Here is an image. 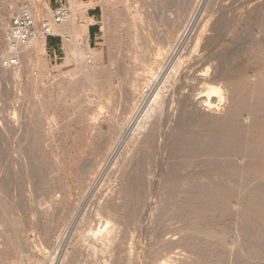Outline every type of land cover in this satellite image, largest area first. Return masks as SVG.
Here are the masks:
<instances>
[{"label":"rangeland","instance_id":"rangeland-1","mask_svg":"<svg viewBox=\"0 0 264 264\" xmlns=\"http://www.w3.org/2000/svg\"><path fill=\"white\" fill-rule=\"evenodd\" d=\"M84 1L94 2L93 9L98 10L96 19L98 27H95L97 34L94 35L91 44L92 47L103 52L105 65L110 63V55L117 51V46H124L126 43L124 39H121V28L112 29L113 26L111 27L109 23L110 21L112 23L115 18L118 21L119 13L122 11L130 10L129 12L133 14L129 15L138 18L137 23L140 24V21L143 23L141 24L145 32L155 37L161 36L164 30L172 31L173 27L175 31L178 28L181 32L188 30V34L184 40L178 35L171 47L161 45L163 49L160 48V51L153 47L146 50L145 56L154 70L147 76L143 85L149 81L150 93L148 97L137 96L132 111L136 112V107H139L138 116L130 120L131 114H124V102L114 95L116 90L113 91L112 96L108 97L100 90L96 93L97 86L86 85V89H80V87L79 91L73 93L67 89L64 83L66 79L61 82L64 77L74 79L75 76L79 77L78 74L81 76V72L76 70L75 65L67 62L68 46L61 34L47 37L48 53L41 65L40 63L38 65L39 60L36 55L34 56L35 62L25 65L19 77H12L11 70L3 68L2 62L5 57L2 54V47L5 40L7 41L8 22L17 14V10L25 6L27 1L24 0L17 5L20 9H7L4 14L3 9L1 10L4 0H0V27L3 24L7 25L0 41V167L2 166L0 168V174H2L0 175V222L2 223H0V233L4 231L0 234V248L3 249V243H5L3 246L5 248L9 239L14 241V237L16 243L21 244L18 246V251L23 249L19 247L25 248L24 252H19L21 256L13 250L4 253L3 263L11 264L18 257L17 264H60V257L67 254V258L62 260L61 264H69L68 261L70 262L69 259L72 258L74 252L85 247L87 249H83L84 252L81 250L82 256L80 255L79 259L83 257V261L80 259V264H91V262L114 264L111 261L117 252L120 254H117L120 259H124L120 261L121 264H264V0H203L206 6L198 13H194V5H188L189 3L185 2L187 0ZM183 3H187L190 9L186 8ZM50 5L53 11L60 7V4L57 5L54 2ZM65 5L68 6V2H65ZM80 8L81 11L85 9L83 5ZM165 9H168V15ZM185 9H187L186 12ZM185 13L186 17L193 15V18H190L191 22L188 21L189 17L186 19ZM109 15H114L113 20H110ZM86 16L89 17L88 13ZM221 16H225L224 19ZM165 17L166 19L163 20ZM220 19V22L222 20L226 22L224 25V21L221 23L223 29H220V34H218L219 32L217 33L214 29V23ZM86 21L88 22V18L78 16V23L86 25ZM169 21L172 25H168L171 24ZM115 29H119L120 32ZM111 32L115 35H111ZM86 38L84 35L83 40ZM110 38L114 42L112 45L107 41ZM111 48L113 49L110 50ZM180 56L182 57L179 69L172 78L165 81V72L168 70L166 67L176 62ZM120 58H123V54H120ZM96 64L101 65L100 62ZM162 66L165 67L163 71ZM109 70L107 73L111 72L110 75L106 77L107 73H105L97 81L98 84L103 82L105 77L113 80L115 84L119 82L117 81L119 79L118 69L112 67ZM42 71L44 73H40ZM142 71L144 69L138 73ZM41 75L45 76L40 79L39 88L31 96L29 83L33 78ZM155 84L160 87H155ZM47 88L55 91H53L55 94L51 107L56 110L48 107L38 116V125L43 137L38 143L32 134V123L35 117L37 118V107H39L38 103L40 104L38 99L42 96V89ZM160 90L162 97L159 108L157 106L155 110L157 113L163 107L161 113L163 111L164 113H158L152 119L159 115L162 123L159 124L158 133L150 142V146H141L142 149H140L139 144L142 143L143 134L137 135L136 139L135 136L133 138V126L143 111L148 109V99ZM28 91L31 93L30 96ZM57 94L63 97L56 100L58 99ZM60 100L63 103L61 105L57 102H61ZM209 101H215L212 102L214 104L212 108L207 106ZM205 103H207L206 106ZM36 105L38 106L35 107ZM85 111L90 115H87ZM83 115L87 119H84L86 124L85 121L84 123L78 121L79 116L82 118ZM79 125L87 129H80ZM67 126L69 128L72 126V128L69 129ZM109 128L116 137L113 140L110 137L112 134L109 133ZM101 129L105 135L100 131ZM96 135L101 141L106 139L105 144L101 141H99L100 144L96 142L94 137ZM116 135H121V141L117 147ZM97 136L96 139L99 140ZM127 136L133 138L132 141ZM139 138H141L140 142ZM52 140L55 142L53 143ZM123 140L127 143L125 144ZM186 140L191 143L194 141V144ZM136 142L139 143L136 144ZM65 144L67 147L64 146ZM96 145L101 147L94 149ZM111 145L116 149L109 156L107 153L113 149ZM102 146H104L103 149ZM99 148L106 149L107 153L102 157L97 156ZM92 149H97L96 154ZM189 152H192L190 157ZM105 156L107 161L104 163ZM113 158L119 161L117 167L112 164L115 168L110 166ZM91 159L94 161V168L102 162L101 168L99 167L94 175L95 181L91 187L86 188L84 192L83 188L78 187L77 177L80 170L78 168L85 166L82 169H87L90 167L88 163L93 166ZM42 167L45 169H41ZM38 171L45 175L41 174V178ZM124 174L133 176V179L136 177L137 183L135 184L139 186L136 185L138 187L135 186L134 189L143 188L146 194L143 196L146 199L143 198L142 202H136L133 199L132 203L128 202L130 201L128 199L125 201L132 204V208L136 210L132 209L133 212H130L131 219L128 209L125 211L127 203L119 193L126 177ZM47 183L50 184L47 185ZM58 183L60 185L66 183L65 190L58 185L53 188L54 184ZM43 185H46L48 189ZM50 185H53L51 189H49ZM45 189L47 190L44 192ZM48 190H50L49 194ZM208 194L215 195L211 196V199ZM215 196L216 198H213ZM62 198H67L69 201L67 212L56 210L62 209ZM112 199L115 202L118 201L117 206L122 205V207H117V209L112 207L110 203ZM53 203L55 206L60 205L57 206L58 208L53 206L54 210L51 208ZM106 208L112 214L115 213V216L110 214L111 217H119L118 220L113 217L115 222L111 221L113 223L111 227L115 224L116 231H114V239L109 240L113 248L110 245L102 246V243L89 237L88 234V230L101 226L107 215ZM45 213L49 216L45 217ZM104 214H106L105 217ZM15 223L16 226H13ZM17 224L23 227L19 229L20 232L18 228L21 226ZM45 225H52L55 228L50 244L46 241L47 233L45 232L49 226L45 227ZM77 227L79 228L76 229ZM8 229L12 231L9 232ZM12 232L14 234H11ZM17 234H21L18 235L21 238ZM107 235L104 236L106 239ZM5 236L8 238L10 236V238ZM82 238L85 240L82 241ZM20 240L23 242L21 243ZM90 245L96 250L90 249Z\"/></svg>","mask_w":264,"mask_h":264},{"label":"bare ground","instance_id":"bare-ground-1","mask_svg":"<svg viewBox=\"0 0 264 264\" xmlns=\"http://www.w3.org/2000/svg\"><path fill=\"white\" fill-rule=\"evenodd\" d=\"M27 1V3L25 4V6L23 5V7L20 9V8H17V5L19 4V3H21V2H24V0H4V2H3V8H1V10L3 11V13L5 14L6 13V11H7V9H20V10H17V14H19L23 9H25V8H29L31 11H32V13H33V15L37 18V20L40 22V23H42L43 21H45V22H48L51 26H52V30H53V33H52V35L54 36V35H56V34H61L63 37H64V39H65V41L67 42L66 43V45L68 46V49H67V62L68 63H72V64H74L75 65V67H76V70H78V71H80L81 73V76L78 74V71H76V74H78V76L79 77H77V76H75V78L74 79H72V77H69L70 79H67V78H65L64 77V79L63 80H61V82L63 81L64 82V80L66 79V81L64 82V83H66V87H67V89H69V90H71L73 93H76L77 91H79V88L80 89H86L85 87H86V85H91V86H93V85H95V86H97V88L98 89H96L95 88V92L96 93H98V92H102L104 95H106V96H108V97H110V96H112L114 93H113V91H115L116 90V94H114V95H116V96H118V98L119 99H121V101H123L124 102V105H125V107H123L124 108V114H126V115H129V114H131V119L130 120H134V118H137V112H138V109H139V107H136L137 109H136V112H133L132 111V108H133V106H134V103H135V101H136V98H137V96L138 95H141V96H143V97H148L149 96V93H150V89H149V81H148V85L146 84V85H143L144 84V81L145 80H147V76L148 75H150V74H152L153 73V68L151 67V65H149V63H148V59H147V57L145 56V52H147L146 50L147 49H149L150 47H153V48H155L156 50H161V49H163L162 48V46L161 45H166V46H169V47H171L172 45H173V42L178 38V35L184 40L185 38L184 37H186L187 36V34H188V30H185V31H183V32H181V30L178 28H176L177 30L175 31L174 29V27L173 28H171V30L172 31H170L169 29L168 30H164V33L160 36L159 35V33H158V35H159V37H155L154 35H151V34H148V33H146L145 32V30H144V28L142 27V22L140 21V19H139V21H140V24H139V22L137 23V21H138V18H136V17H134V15L133 16H131V15H129L130 13H132V12H129L128 10H125L124 12L122 11V12H118L119 13V19H118V21L116 20V18L113 20L112 19V17L114 18V15H116V14H114L113 16H111V15H109L108 17H110L109 19L110 20H113V22L111 23V21L109 22L110 23V25H111V27H112V29L113 28H121V31H122V38L121 39H124L125 40V45L124 46H117V51H114V52H112L113 54H111L110 55V63L108 64V65H105V62H104V56H103V52L102 51H99L97 48H94V47H92V44H91V42H90V27L92 26V25H95L96 24V21L94 20V19H91V18H89V17H87L86 16V14L88 13V9H90V8H94L95 7V3L94 2H89V1H84V0H66L67 2H68V6H69V8H70V10H71V12H72V14H71V18L68 20V21H66V22H64V23H62V24H55L54 22H53V15H54V13H53V10H52V8H51V5L50 4H52L51 3V0H26ZM163 1H165V0H163ZM168 1V0H167ZM185 2H187V3H189L188 5H190V6H192V5H194V13L195 12H197L198 13V11H203L204 10V6H206L205 5V3L203 4V0H187V1H185ZM164 3V2H163ZM187 3H183V5H185L186 6V8H189L190 6H187ZM42 4V5H41ZM112 4V3H111ZM203 4V5H202ZM81 5H83L84 7H85V9L83 10V11H81V8H80V6ZM163 5V4H162ZM165 6H166V4H164ZM167 5H168V3H167ZM1 6V5H0ZM111 6V5H110ZM184 6V7H185ZM183 7V8H184ZM165 8V7H164ZM237 8V7H236ZM169 9V8H168ZM168 9H165V10H167L165 13H167V15H168ZM190 9V8H189ZM188 9V10H189ZM186 10L187 9H185V12H186ZM126 11H128V13L126 12ZM169 11H170V9H169ZM184 11V10H183ZM258 11V10H257ZM115 12H116V10H115ZM126 12V13H125ZM110 13V12H109ZM159 13H161V12H159ZM196 13V14H197ZM200 13V12H199ZM133 14V13H132ZM140 14V13H139ZM240 14V13H239ZM136 15V14H135ZM163 15V14H162ZM234 15V14H233ZM78 16H81V17H83V18H88V22H87V24L86 25H82V24H80V23H78ZM182 16H184V15H182ZM232 16V15H231ZM3 17V16H2ZM116 17V16H115ZM164 17V16H163ZM167 17V16H166ZM166 17L163 19V20H165L166 19ZM185 17H186V13H185ZM184 17V18H185ZM187 17H189V19H188V21L189 22H191L192 21V19H190V18H193V15H192V17L191 16H187ZM187 17H186V19H187ZM222 17V16H221ZM220 17V18H221ZM223 17H225V16H223ZM222 17V18H223ZM42 19V20H39V19ZM160 18H161V16H160ZM198 18V17H197ZM221 18V19H222ZM1 19V18H0ZM108 19V20H109ZM162 19V18H161ZM173 20V18H170V20ZM180 19V18H179ZM221 19L220 20H216V23H214V29L216 30V32L218 33V34H220V29H223V28H221V23H223V21H224V23H223V25L225 24V20H222V22H220L221 21ZM224 19V18H223ZM169 20V19H168ZM167 20V21H168ZM184 20V19H183ZM182 20V21H183ZM174 21V20H173ZM182 21H180L181 23H182ZM217 21H219V22H217ZM170 23H171V21H169ZM169 22H167V24L169 23ZM179 22V23H180ZM188 22V23H189ZM9 23V22H8ZM180 23V24H181ZM193 23V22H192ZM1 24V23H0ZM213 24V23H212ZM168 25H172V23L171 24H168ZM182 25V24H181ZM189 25V24H188ZM187 25V26H188ZM227 25V24H226ZM5 27H7V25L5 26V24H3V26L2 27H0V41L2 40V38H3V36H4V33H5V31H6V28ZM170 27V26H169ZM187 28V27H186ZM190 29V28H189ZM37 30H38V32H37V34H36V36L33 38V40L30 42V44L26 47V48H23V50L21 51V54H20V66L18 67V68H15V69H11V76L12 77H14V78H16V76H18L19 77V75H20V73L22 72V69H23V67H25V65H27V64H30V63H32L33 61H34V56H36L37 58H38V65H39V63H40V65H41V63H42V61H43V58L47 55V36L42 32V30H41V27H39V26H37ZM115 30H117L118 32H120V30L119 29H115ZM192 31H193V28L191 29ZM215 30H214V32H215ZM225 30H226V28H225ZM116 31V32H117ZM251 31V30H250ZM8 32V31H7ZM117 32V33H118ZM191 32V31H190ZM227 32V31H226ZM246 33V32H245ZM114 34V32L112 33L111 32V35H113ZM120 34V33H119ZM172 34H174V35H172ZM191 34V33H190ZM189 34V35H190ZM216 34V33H215ZM224 34V33H223ZM86 36L87 38L86 39H84L83 40V36ZM115 35V34H114ZM119 36V35H118ZM222 36V35H221ZM250 36V35H249ZM117 37V36H116ZM114 38V37H113ZM118 38H120V37H118ZM118 38H115V39H117L118 40ZM114 39V40H115ZM120 39V40H121ZM220 39V38H219ZM253 39V38H252ZM123 40V41H124ZM182 40V41H183ZM188 40V39H187ZM213 40H215V39H213ZM107 41H109V43L112 45L114 42H113V40L110 38L109 40H107ZM180 41V40H179ZM208 41H209V39H208ZM250 41V40H249ZM209 42H211V41H209ZM209 42H207L208 44H209ZM120 43V42H119ZM118 43V44H119ZM121 43H123V42H121ZM214 44V43H213ZM228 44V43H227ZM122 45V44H121ZM215 45V44H214ZM230 45V44H229ZM232 45V44H231ZM115 46V45H114ZM155 46V47H154ZM183 46V45H182ZM190 46V45H189ZM188 46V47H189ZM207 46V45H206ZM174 48H175V46H173ZM179 47V46H178ZM233 47V46H232ZM161 48V49H160ZM2 49H3V52H2V54L4 55V57H7L8 55H9V48H8V44H7V41L5 40V44H4V46L2 47ZM113 48H111L110 50H112ZM179 49V48H178ZM239 49V48H238ZM174 50V49H173ZM172 50V51H173ZM176 50V49H175ZM164 51V50H163ZM183 51V50H182ZM177 52V51H176ZM141 53H143V54H141ZM172 53V52H171ZM214 53V52H213ZM120 54H123V58H120ZM147 54V53H146ZM180 54V53H179ZM204 54V53H203ZM88 55H90V57L92 58V63L90 64L89 62H88ZM231 55V54H230ZM156 56V55H155ZM188 56V55H187ZM181 57L182 56H180L179 57V59L176 61V62H174L173 64H171L169 67H166V70H167V68H168V70L165 72V78H166V80L165 81H168L170 78H172L173 77V75L176 73V71L179 69V67H180V62H181ZM198 57V56H197ZM176 58V57H175ZM174 58V59H175ZM231 59V58H230ZM148 60V61H147ZM227 60V59H226ZM66 61V60H65ZM172 61V60H171ZM35 62V61H34ZM97 62H100V64L101 65H97L96 63ZM87 64V65H86ZM148 64V65H147ZM151 64V63H150ZM169 64V63H168ZM32 65V64H31ZM34 66V65H33ZM62 66V65H61ZM35 67H36V65H35ZM112 67H116V69H118V77H119V79L117 80V81H119V82H117L116 84L115 83H113V80H111L110 78H107L106 79V77H107V75L109 74V73H111L112 71L111 70H109L110 68H112ZM165 67L164 66H162L161 67V69H162V71L163 70H165L164 69ZM5 69V68H4ZM144 69V71H142V73H138L139 71L141 72V70H143ZM5 70H8V69H5ZM41 70H43V69H41ZM75 70V69H74ZM111 71V72H109V73H107V71ZM114 70V69H113ZM185 70V69H184ZM116 71V70H115ZM114 72V71H113ZM40 73H44V71H42V72H40ZM70 73H72V71H70ZM105 73H107L105 76V79H103L104 81L103 82H101V81H99V82H101V83H99L98 84V80H100V78H102L103 76H104V74ZM188 73V72H187ZM62 74V73H61ZM64 74V73H63ZM110 75V74H109ZM112 75V74H111ZM115 75V74H114ZM45 76V75H44ZM43 75H41L40 77H35V78H33L32 80H31V82L29 83L30 84V86H28L29 87V90L31 91V93H29V91H28V93H29V96H30V94H31V96H33L34 94V92L36 91V89H38L39 88V82H40V79L41 78H43L44 77ZM73 76V77H74ZM154 76V75H153ZM113 77H116V76H113ZM202 77V76H201ZM76 78H78V80H76ZM111 78H112V76H111ZM161 78V77H160ZM198 78V77H197ZM113 79H115V78H113ZM164 79V78H163ZM106 80V81H105ZM60 82V84L62 85V83ZM157 82H159V80L157 81ZM63 83V84H64ZM119 83V84H118ZM151 83H153V82H151ZM170 83V82H169ZM28 84V85H29ZM162 84V83H161ZM41 85V84H40ZM50 85V84H49ZM61 85H59V86H61ZM80 85V86H79ZM163 85V84H162ZM164 85H165V82H164ZM53 86V85H52ZM63 86V85H62ZM152 86V85H151ZM150 86V88H152ZM158 87L159 85H156L155 84V87ZM160 87V86H159ZM43 88V87H42ZM87 88H88V86H87ZM100 90V91H99ZM154 90V89H153ZM155 90H156V88H155ZM210 90H212V88L210 89ZM54 91V90H53ZM51 89H49V88H47V89H42V96H41V98L40 99H38V100H40V104L38 103V105H39V107H37L38 105H36L35 107H37L38 108V111L36 112V116H37V118L35 117V122L33 121V123H32V130H33V133L32 134H34V139H36L37 141H38V143H40L41 142V139L43 138L42 137V134H41V132H40V126L38 125V123H39V121H38V116H40V113L43 111V110H46L48 107H50L51 109H52V107H51V101H53V98H54V92H53ZM152 91V90H151ZM157 91V90H156ZM217 91H219L218 89H217ZM83 92V91H82ZM212 92V91H211ZM215 92V91H214ZM213 92V93H214ZM36 93V92H35ZM152 93V92H151ZM217 93V92H216ZM218 93H220V92H218ZM209 94V93H208ZM215 94V93H214ZM60 95L61 94H57V96H58V99H56V100H59V98H62V97H60ZM213 95V94H212ZM75 96V95H74ZM82 96V95H81ZM208 96V95H207ZM161 90L159 91V92H157L156 94H152L151 95V97H150V99H148V104H147V110L145 109V104H146V102H145V104H144V106H142V107H144L143 109H145V111H143V114L142 115H140L139 117H138V119H136V121H135V124H134V126H133V130H134V134H133V138H134V136H135V139H136V137H137V135H142L143 134V140H142V143L141 144H139V148L140 149H142L141 148V146L142 147H147L148 145L150 146V142L151 141H153V139L155 138V136H156V134L158 133V129H159V124L160 123H162V122H160V117H158L159 115H157V118H155V119H152L153 118V116H156V114H160L161 113V111H162V109H164L163 107H162V109L160 108V110L161 111H159V112H157L156 113V111L157 110H155V108L160 104V101H161ZM216 97V96H215ZM214 97V98H215ZM30 98H32V97H30ZM35 98V97H34ZM34 100V99H33ZM62 100V99H61ZM60 100V101H61ZM118 100V99H117ZM35 101V100H34ZM55 101V100H54ZM33 102V101H32ZM39 102V101H38ZM56 102V101H55ZM58 103H60L59 105H61V103H62V101L61 102H59V101H57ZM212 102H215V101H212ZM211 101H209V102H207V103H205V106H206V104H207V106H208V108H210L211 106H213L214 104L212 103ZM117 103V102H116ZM122 103V102H121ZM34 104V103H33ZM54 104V103H53ZM63 104V103H62ZM164 104V103H163ZM31 105H32V103H31ZM35 105V104H34ZM58 105V106H59ZM55 106H57V104L55 103ZM66 106V105H65ZM74 106V105H73ZM123 106V105H122ZM37 108H34V110L36 109L37 110ZM67 108V107H66ZM158 108H159V106H158ZM212 108V107H211ZM33 109V108H32ZM55 109V108H54ZM54 109H52V110H54ZM56 110V109H55ZM67 110V109H66ZM66 110H65V112H66ZM166 110V109H165ZM83 111V110H82ZM86 111H88V110H86ZM85 111V112H86ZM11 112H13V111H11ZM79 112V111H78ZM10 113V112H9ZM33 113H35V112H33ZM53 113V112H52ZM81 113V112H80ZM87 113V115L89 114V112H86ZM123 113V112H122ZM163 113H164V111H163ZM163 113H161V114H163ZM78 114V113H77ZM77 114H76V116H77ZM81 114H83V113H81ZM154 114V115H153ZM33 115V114H32ZM75 115V114H74ZM90 115V114H89ZM137 115V116H136ZM35 116V115H34ZM34 116H32V117H34ZM51 116V115H50ZM69 116V115H68ZM81 116V115H80ZM80 116H79V118H80ZM120 116V115H119ZM136 116V117H135ZM161 116H164V115H161ZM226 116V115H225ZM78 118V121L81 123V122H83L84 123V121L85 120H87V119H85V117H84V115H83V117L82 118H80L79 119ZM86 118H87V116H86ZM88 118H89V116H88ZM91 118V117H90ZM121 118V117H120ZM124 118V117H123ZM163 118V117H162ZM85 119V120H84ZM92 119V118H91ZM121 120V119H120ZM154 120V121H153ZM32 121V120H31ZM41 121V120H40ZM67 121H69V120H67ZM77 121V122H78ZM163 121V120H162ZM216 121V120H215ZM75 122V121H74ZM79 122H78V124H79ZM88 122H89V119H88ZM87 122V123H88ZM111 122V121H110ZM122 122H123V120H122ZM130 122V121H129ZM218 122V121H217ZM217 122H215V123H217ZM50 123V122H49ZM41 124V123H40ZM85 124H86V121H85ZM95 124V123H94ZM98 124V123H97ZM111 124V123H110ZM109 124V125H110ZM127 124H128V121H127ZM207 124V123H206ZM220 124V123H219ZM114 125V124H113ZM118 125H120V124H118ZM161 125V124H160ZM214 125V124H213ZM218 125V124H217ZM66 126V125H65ZM79 126H81V125H79ZM86 126V125H85ZM88 126V125H87ZM116 126H117V124H116ZM205 126V125H204ZM68 127V126H67ZM83 126H81L80 127V129L82 128ZM109 127V126H108ZM107 127V128H108ZM216 127V126H215ZM222 127V126H221ZM220 127V128H221ZM228 127V126H227ZM69 128V127H68ZM70 128H72V126L70 127ZM69 128V129H70ZM85 128V127H84ZM82 128L83 130H85V129H87V128ZM111 128V127H110ZM109 128V129H110ZM115 127L113 126V129H114ZM121 128H122V126H121ZM205 128V127H204ZM206 128H207V126H206ZM208 128L210 129V127L208 126ZM216 128H218L219 129V127L217 126ZM54 129V128H53ZM68 129V130H69ZM74 129V128H73ZM160 129H161V127H160ZM67 130V129H66ZM76 130V129H75ZM59 131V130H58ZM70 131V130H69ZM78 131V130H77ZM94 131V130H93ZM103 134H104V132L102 131V129L100 130ZM67 132V131H66ZM108 132V131H107ZM111 132V133H110ZM120 132H121V130H120ZM160 132V131H159ZM95 133V132H94ZM93 133V134H94ZM109 133L110 134H112V129H110V131H109ZM125 133V132H124ZM196 133V132H195ZM220 133H221V131H220ZM219 133V134H220ZM225 133V132H224ZM80 134V133H79ZM101 134V133H100ZM99 134V135H100ZM107 135H108V133H106ZM122 134H123V132H122ZM132 133H130V135H131ZM210 134H212V133H210ZM105 135V134H104ZM114 134H112V136H110V137H112V140H113V138L115 137V135L113 136ZM126 135H127V132H126ZM129 135V134H128ZM217 136H218V134H216ZM92 136V135H91ZM97 136V135H96ZM96 136H94L95 137V140H96V142L98 141H101V139H99L98 138V136H97V138L99 139V140H97L96 139ZM117 136V141H118V145H116V147L117 146H119V143H120V141H121V135H116ZM124 136V135H123ZM199 136V135H198ZM213 136H214V134H213ZM216 136V137H217ZM45 137V136H44ZM74 137V136H73ZM72 137V138H73ZM103 137V136H102ZM101 137V138H102ZM197 137V136H196ZM210 137V136H209ZM219 137V136H218ZM217 137V138H218ZM71 138V139H72ZM106 138H108L107 136H106ZM116 138V137H115ZM114 138V139H115ZM123 138V137H122ZM124 138H126V136L124 137ZM127 138H130V137H128L127 136ZM133 138H130L131 139V141H132V139ZM178 138V137H177ZM182 138V137H181ZM54 139V138H53ZM93 139V138H92ZM103 139V138H102ZM184 139H186V138H184ZM213 139H214V137H213ZM219 139V138H218ZM36 140H34V141H36ZM105 141H106V139H104ZM141 141V138H139L138 139V141ZM191 140V139H190ZM197 140V139H196ZM33 141V142H34ZM74 141V140H73ZM105 141H101V143L102 142H104V144H105ZM130 141V140H129ZM131 141H130V143H131ZM139 141V142H140ZM179 141V140H178ZM182 141H183V139H182ZM189 142V140H186V142ZM213 141V140H212ZM215 141H216V139H215ZM52 142H53V140H52ZM55 142V141H54ZM53 142V143H54ZM116 142V141H115ZM114 142V143H115ZM123 142L126 144L127 142H126V140H123ZM122 142V143H123ZM139 142H136V144L137 143H139ZM173 142V141H172ZM180 142H181V139H180ZM186 142H184V143H186ZM194 142V141H193ZM192 142V143H193ZM197 142V141H196ZM214 142V141H213ZM212 142V143H213ZM34 143H36V142H34ZM66 143V142H65ZM117 143V142H116ZM123 143V144H124ZM190 144H192L191 143V141L189 142ZM211 143V142H210ZM209 143V144H210ZM226 143V142H225ZM99 144H100V142H99ZM103 144V143H102ZM188 144V143H187ZM186 144V145H187ZM194 144V143H193ZM224 144V143H223ZM36 145H37V143H36ZM36 145L34 146V147H36ZM39 145V144H38ZM94 145H95V143H94ZM94 145H91V146H94ZM121 145V144H120ZM133 145V144H132ZM179 145V144H178ZM211 145V144H210ZM64 146H66V144L64 145ZM90 146V147H91ZM99 146V145H98ZM98 146L96 145L95 147H94V149L95 148H98ZM122 146V145H121ZM137 146V145H136ZM177 146V145H176ZM185 146V145H184ZM67 147V146H66ZM66 147L64 148V149H66ZM99 147H101V146H99ZM105 147H107L106 145H105ZM111 147H112V145H111ZM110 147V148H111ZM116 147L115 148H113V149H110L111 151H109V153H107L106 152V149L105 150H101L100 148V150L99 151H97V156H100V157H102L104 154H106L107 153V155H109L110 156V154L111 153H114V150L116 149ZM190 147V146H189ZM91 148H93V147H91ZM104 148V146H102V149ZM119 148V147H118ZM174 148H176V147H174ZM187 148V147H186ZM225 148V147H224ZM223 148V149H224ZM62 149V148H61ZM64 149H62V150H64ZM170 149V148H169ZM177 149H179V148H177ZM183 149H185L184 147H183ZM192 149V148H191ZM195 149V148H194ZM213 149V148H212ZM216 149V148H215ZM97 150V149H96ZM96 150H93L92 149V151H94L95 152V154H96ZM187 150V149H186ZM189 150V149H188ZM218 150H220V149H218ZM37 151H39V150H37ZM147 151V150H146ZM183 151V150H182ZM226 151V150H225ZM67 152V151H66ZM65 152V153H66ZM135 152V151H134ZM144 152V151H143ZM148 152V151H147ZM211 152V151H210ZM213 152V151H212ZM1 153V152H0ZM39 153V152H38ZM150 153V152H149ZM193 153H196V152H193ZM25 154V153H24ZM125 154V153H124ZM144 154V153H143ZM148 154V153H147ZM183 154V153H182ZM188 154H190L189 155V157L191 156V154H192V152L190 153H188ZM216 154V153H215ZM218 154V153H217ZM35 155V154H34ZM106 155V156H107ZM116 156H118L117 154H115ZM114 155V156H115ZM123 155V154H122ZM126 155V154H125ZM146 155V154H145ZM194 155V154H193ZM196 155V154H195ZM106 156H105V160L103 161L104 163L107 161L106 160ZM113 156V155H112ZM154 156V155H153ZM211 156V155H210ZM224 156V155H223ZM2 157V156H1ZM21 157V156H20ZM192 157H194V156H192ZM120 157H118V159H119ZM124 158V157H123ZM37 159V158H36ZM118 159L116 160V158H113L112 159V161L110 162L111 163V165L110 166H112V164L115 166V167H117V165L119 164V161H118ZM144 159H145V156H144ZM92 160V159H91ZM96 160H97V158H96ZM99 160H100V158H99ZM111 160V159H110ZM116 160V161H115ZM146 160V159H145ZM56 161V160H55ZM93 161V160H92ZM121 161H122V159H121ZM120 161V162H121ZM147 161V160H146ZM44 162V161H43ZM91 162V161H90ZM55 163H57V161L55 162ZM102 162H100V163H98L97 164V166L94 168V161H93V166H91V163H88L89 164V166L90 167H88L87 169H82V168H84V167H81L80 165V168H78V170H79V172H78V182H79V188H83L84 189V192H85V189L86 188H88V187H91V185H92V183H93V181H95V176L94 175H96V173L98 172V169H99V167L101 166L100 164H101ZM211 163V162H210ZM224 163V162H223ZM130 164V163H129ZM219 164V163H218ZM42 165H43V163H42ZM48 166V165H47ZM77 166V165H76ZM78 166V167H79ZM114 166H112L113 168H115ZM2 167V166H1ZM0 167V168H1ZM25 167H26V165H25ZM35 167V166H34ZM39 167H41V166H39ZM56 167H58V165H56ZM29 168V167H28ZM33 168V167H32ZM59 168V167H58ZM101 168V167H100ZM113 168H111L112 170H113ZM136 168V167H135ZM134 168V169H135ZM140 168V167H139ZM6 169V168H5ZM34 169V168H33ZM39 169V168H38ZM41 169H45V168H41ZM41 169H40V171H41ZM57 169V168H56ZM60 169V168H59ZM82 169V170H81ZM127 169V168H126ZM4 171V170H3ZM36 171H37V169H36ZM35 171V172H36ZM40 171H38V173H39V176L42 178V175L44 174V173H42V172H40ZM137 171V170H136ZM139 171V170H138ZM31 173V172H30ZM60 173V172H59ZM32 174V173H31ZM42 174V175H41ZM99 174V173H98ZM130 174V173H129ZM128 174V175H129ZM133 174V173H132ZM0 175H2V174H0ZM45 175V174H44ZM47 175V174H46ZM125 175V174H124ZM123 175V176H124ZM131 175V174H130ZM130 175L129 176H126L125 178L124 177H122V178H124V182H123V187L121 186V191L119 192L120 193V195L122 196V198H124L125 200H124V202L125 201H127V199L128 200H130V201H128V202H131L132 201V199L134 200V201H136V202H142L144 199H146V198H144L143 196H144V189L142 188V189H138V190H135L134 189V187L136 186V185H138V184H135V183H137V180H135V178L133 179V176H131L130 177ZM36 176V175H35ZM34 176V177H35ZM52 176V175H51ZM114 176V175H113ZM134 176H136V175H134ZM147 176V175H146ZM11 177H13V175L11 176ZM39 177V178H40ZM44 177V176H43ZM24 178V177H23ZM75 178V177H74ZM121 178V179H122ZM230 178V177H229ZM49 179V178H48ZM107 179V178H106ZM138 179V178H137ZM141 179H142V177H141ZM140 178H139V180H141ZM222 179H224V178H222ZM225 179H226V177H225ZM224 179V180H225ZM50 180V179H49ZM104 180V179H103ZM135 180V181H134ZM218 180V179H217ZM219 180H221V179H219ZM227 180V179H226ZM225 180V181H226ZM51 181V180H50ZM142 181H144V180H142ZM215 181V180H214ZM229 181V180H228ZM2 182V181H1ZM43 182V181H42ZM42 182H41V186H42ZM58 182V181H57ZM120 182V181H119ZM140 184H141V182L140 181H138ZM219 182V181H218ZM143 183V182H142ZM226 183H227V181H226ZM48 184H50V183H47V185ZM52 184V183H51ZM60 184H61V182H60ZM59 183L58 184H54V186H53V188L55 187L56 188V186L58 185V186H60V187H63V189L65 190V187H64V185H66V183L65 184H62V185H60ZM228 184V183H227ZM226 184V185H227ZM44 186V185H43ZM51 185H50V188L49 189H51V187H52ZM139 186V185H138ZM138 186H136V187H138ZM143 186L145 187V185H144V183H143ZM45 188H47L48 189V187H46V185L44 186ZM43 187V188H44ZM69 187V186H68ZM135 187V188H136ZM207 187V186H206ZM53 188H52V191H53ZM204 189H205V187H203ZM41 189H42V187H41ZM47 189H45V190H43L44 192L47 190ZM83 189H81V191L83 190ZM146 189V188H145ZM207 189H208V187H207ZM206 189V190H207ZM56 190V189H55ZM67 190V189H66ZM77 190H78V188H77ZM49 191L50 190H48V194H49ZM80 191V192H81ZM102 191V190H101ZM204 191V190H203ZM212 191V190H211ZM146 192V191H145ZM207 192V191H206ZM209 192H210V188H209ZM214 192V191H213ZM2 193V192H1ZM118 193V194H119ZM204 193H205V191H204ZM211 193V192H210ZM37 194V193H36ZM47 194V195H48ZM114 194V193H113ZM201 194H203V192L201 193ZM35 195V194H34ZM46 195V194H45ZM146 195V194H145ZM205 195V194H204ZM209 195V194H208ZM215 195V194H214ZM213 194L212 195H209L210 197L209 198H211L212 199V197L211 196H214ZM43 196V195H42ZM51 196V195H50ZM116 196V195H115ZM120 196V197H121ZM216 196H218V195H216ZM216 196L215 197H213V198H216ZM260 196V195H259ZM147 197V196H146ZM7 198V197H6ZM20 198H22V197H20ZM61 198V197H60ZM144 198V199H143ZM63 199V198H62ZM98 199V198H97ZM107 199V198H106ZM114 199H115V197H114ZM114 199H112L113 201H111L110 203H111V205H112V207H114V208H116L117 209V207H122V205H120V206H117L118 204H117V202H115V200ZM1 200V199H0ZM34 200V199H33ZM54 200V199H53ZM45 201V200H44ZM97 201V200H96ZM107 201V200H106ZM59 202V201H58ZM58 202H56V203H58ZM61 202H63V205H62V209L60 208L59 210L58 209H56L57 211H63V210H65L66 211V209H68V207H69V201H68V199L67 198H64L63 199V201L61 200ZM79 202V201H78ZM77 202V203H78ZM99 202V201H98ZM128 202H125V203H127V208L125 207V211H127L126 209H128V212H129V216H130V219H131V213L130 212H133V211H136L134 208H132V204H129ZM38 203V202H37ZM81 203V202H80ZM97 203V202H96ZM95 203V204H96ZM132 203V202H131ZM145 203V202H144ZM5 204V203H4ZM49 204V203H48ZM54 204V203H53ZM53 204H51L52 206H51V208L52 209H54L55 210V208L53 207V206H55V204L53 205ZM108 204V203H107ZM119 204H121V203H119ZM124 204V203H123ZM57 205V204H56ZM58 205H60V204H58ZM57 205V206H58ZM76 205H78V204H76ZM133 205H134V203H133ZM140 205V204H139ZM57 206H55V207H57ZM125 206V205H124ZM136 206H138V205H136ZM144 206V205H143ZM50 207V206H49ZM79 207V206H78ZM77 207V208H78ZM134 207H135V205H134ZM140 207V206H139ZM51 208H49V209H51ZM58 208V207H57ZM76 208V209H77ZM114 208H113V210H114ZM51 209V210H52ZM81 209V208H80ZM107 209V208H106ZM115 209V210H116ZM121 209V208H120ZM124 209V208H123ZM122 209V210H123ZM132 209H133V211H132ZM191 209V208H190ZM197 209V208H196ZM93 210V209H92ZM105 210V209H104ZM108 211H106V214H104V217H105V215H106V217H105V219L102 221V224H101V226L99 227V228H95V229H90V230H88V234L90 235H88L89 237H92L93 239H96V241H98V242H100V243H102V246H108V245H110V241H111V239H114V233L116 232L115 231V224H114V226L112 225V227H114V228H112L111 227V224H113V223H111V221L113 220L114 221V219L115 218H117V216L116 217H114L115 216V213L114 214H112L111 213V211H109V209H107ZM122 210H121V212H122ZM65 211H63V212H65ZM74 211H75V208H74ZM73 211V212H74ZM102 211V210H101ZM124 211V212H125ZM198 211V210H197ZM52 212V211H51ZM50 212V213H51ZM67 212V211H66ZM104 212V211H103ZM120 212V211H119ZM8 213V212H7ZM46 213H47V211H46ZM45 213V214H46ZM48 213H49V210H48ZM53 213V212H52ZM56 213V212H55ZM102 213V212H101ZM105 213V212H104ZM134 213H136V212H134ZM45 214H43V215H45ZM64 214V213H63ZM66 214V213H65ZM110 214H112V215H114L113 217H114V219H113V217H111L110 216ZM60 215V214H59ZM74 215V214H73ZM121 215V214H120ZM127 215V214H126ZM46 216H49L48 214H46L45 215V217ZM55 216V215H54ZM67 216V215H66ZM81 216V215H80ZM65 217V216H64ZM72 217V216H71ZM74 217V216H73ZM79 217V216H78ZM102 217V216H101ZM112 219H111V218ZM121 217V216H120ZM123 217V216H122ZM121 217V218H122ZM134 217H136V216H134ZM133 217V218H134ZM52 218V217H51ZM58 218V217H57ZM66 218V217H65ZM83 218H84V215H83ZM87 218H89V217H87ZM119 218V217H118ZM118 218H117V220H118ZM133 218H132V220H133ZM5 219V218H4ZM18 219V218H17ZM45 219V218H44ZM46 219H48L49 220V218H46ZM55 219H56V217H55ZM64 219V218H63ZM79 219H82V218H79ZM92 219V218H91ZM6 220H8L7 218H6ZM14 220V219H13ZM52 220H53V218H52ZM116 220V221H117ZM123 220H124V218H123ZM14 221H17V220H14ZM55 221V220H54ZM63 221V220H62ZM79 221H81V220H79ZM82 221H83V219H82ZM85 221L87 222V219H85ZM89 221H90V219H89ZM125 221V220H124ZM130 221V220H129ZM33 222V221H32ZM46 222H48L49 223V221H46ZM56 222H58V220L56 221ZM56 222H55V224H56ZM66 222V221H65ZM70 222V221H69ZM115 222V221H114ZM1 223V222H0ZM7 223V222H6ZM8 223H10V222H8ZM20 223V222H19ZM35 223V222H34ZM41 223V222H40ZM39 223V224H40ZM77 223V222H76ZM2 224V223H1ZM43 224V223H42ZM58 224V223H57ZM64 224V223H63ZM133 224V223H132ZM11 225H13V224H11ZM10 225V226H11ZM35 225V224H34ZM83 225V224H82ZM88 225H89V223H88ZM13 226H16V223H15V225H13ZM13 226H11V227H13ZM17 226H21L20 228H18V230L20 229H23V227H22V225L20 224V225H18L17 224ZM47 226H49V225H47ZM46 225H45V227H47ZM58 226V225H57ZM84 226V225H83ZM82 226V227H83ZM81 227V228H82ZM117 227V226H116ZM16 228V229H17ZM41 228V227H40ZM79 227H77L76 229H78ZM85 228H86V226H85ZM15 229V230H16ZM9 230V229H8ZM8 230H6V231H8ZM20 230H19V232H20ZM55 228L51 225V226H49V227H47L46 228V235H47V239H46V241H47V243H51L52 242V238H53V236H54V234H55ZM57 230V229H56ZM12 231V229H10L9 230V232H11ZM23 232H25L24 230H22ZM83 231H85L84 229H83ZM82 231V232H83ZM115 231V232H114ZM4 232V231H3ZM3 232H1L0 234H3ZM9 232L7 233L8 235H9ZM18 232V233H19ZM44 232V231H43ZM77 232V231H76ZM118 233V232H117ZM116 233V234H117ZM128 233V232H127ZM6 234V233H5ZM4 234V235H5ZM11 234H14V232H12ZM106 234H108L107 235V239L104 237ZM19 234H17V236H18ZM21 235V234H20ZM19 235V236H20ZM23 235V234H22ZM1 236V235H0ZM12 236H14V235H12ZM18 236V237H19ZM4 237V236H3ZM6 238H8L7 236H5ZM61 237V236H60ZM63 237V236H62ZM75 237V236H74ZM81 237V236H80ZM79 237V238H80ZM122 237V236H121ZM9 238H10V236H9ZM8 238V239H9ZM15 238V237H14ZM13 238V240L14 241H12V239L10 240L9 239V242L7 241V245H6V247L4 248L3 246L5 245V243H3L4 245L2 246V248L3 249H1L0 248V264L1 263H3V259H4V257H3V254L4 253H7V251H9V250H13V251H15L16 253H17V255H19V252H24L23 250L25 249L24 247H19V248H23L22 249V251L19 249V251H18V246L20 245L21 246V244H17L16 242V240ZM19 238H21V237H19ZM61 239V238H60ZM64 239V237L62 238V240ZM81 240V239H80ZM83 240H85L84 238H82V241ZM91 240V239H90ZM110 240V241H109ZM21 241V243L23 242L22 240H20ZM81 241V242H82ZM108 241V242H107ZM78 242V241H77ZM116 242V241H115ZM9 243V244H8ZM16 243V244H15ZM27 243V242H26ZM80 244V243H79ZM90 244V243H89ZM116 244V243H115ZM24 246H25V244H23ZM58 245H60V244H58ZM57 245V246H58ZM81 245H83V244H81ZM93 245V244H92ZM80 246V245H79ZM84 246H86V245H84ZM88 246V245H87ZM86 246V247H87ZM27 247V246H26ZM77 247H78V245H77ZM83 247V246H82ZM81 247V248H82ZM100 247V246H99ZM110 247H111V245H110ZM80 248V247H79ZM90 249H95V247H92L91 248V245H90V247H89ZM108 248V247H107ZM111 248H113V246L111 247ZM47 249V248H46ZM77 249V248H76ZM83 249H87V248H83ZM83 249H81L82 251H83ZM93 249V250H94ZM81 250H78V251H76V253L74 252V255L72 256V258L71 259H69L70 260V262L68 261V263L69 264H80L81 262V260L83 259V257L82 258H80L79 259V257H80V255L82 256V253H81ZM96 250V249H95ZM112 250V249H111ZM32 251V250H31ZM84 252V251H83ZM85 252H87V251H85ZM113 252V251H112ZM117 252V251H116ZM130 252V251H129ZM115 253V252H114ZM119 252H117L115 255L116 256H114L113 258V260L111 261L112 263H114V264H121L120 263V261L122 260V261H124V259H120V257L118 256V255H120V254H118ZM21 254V253H20ZM92 254V253H91ZM118 254V255H117ZM5 255V254H4ZM84 255V254H83ZM6 256H7V254H6ZM19 256H21V255H19ZM91 256V255H90ZM89 257V256H88ZM18 258V257H17ZM16 258V259H17ZM20 258H22V257H20ZM67 258V254H65V255H63L62 257H60V259H59V261L61 260V263H62V260H65ZM90 258V257H89ZM91 258H93L92 256H91ZM108 258V257H107ZM112 258V257H111ZM16 259H15V261L12 263L11 262V264H17V262H16ZM88 259V258H87ZM35 260V259H34ZM19 261H20V259H19ZM83 261V260H82ZM80 262V263H79ZM8 263V262H7ZM60 263V264H61ZM85 263V262H84ZM107 263V262H106ZM128 263V262H127ZM4 264V263H3ZM91 264H94V262H91ZM96 264V263H95Z\"/></svg>","mask_w":264,"mask_h":264},{"label":"built area","instance_id":"built-area-1","mask_svg":"<svg viewBox=\"0 0 264 264\" xmlns=\"http://www.w3.org/2000/svg\"><path fill=\"white\" fill-rule=\"evenodd\" d=\"M60 4V7L53 11V22L62 24L71 18V10L65 5L66 0H51V3ZM37 26L41 27L42 32L48 37L52 36V26L43 21L40 23L33 15L29 8L23 9L19 14H16L9 22L7 27V44L9 55L3 59V68L11 70L20 66V54L23 48H26L38 30ZM95 26V25H94ZM92 58L88 55V62L92 63Z\"/></svg>","mask_w":264,"mask_h":264},{"label":"crops","instance_id":"crops-1","mask_svg":"<svg viewBox=\"0 0 264 264\" xmlns=\"http://www.w3.org/2000/svg\"><path fill=\"white\" fill-rule=\"evenodd\" d=\"M97 11H98L97 9H93V8H90V10L88 9L89 18L94 19L96 21V19L98 17ZM97 25H98V23H96L95 26L92 25L90 27V42H93L94 35L97 34V28H95V27H98Z\"/></svg>","mask_w":264,"mask_h":264}]
</instances>
